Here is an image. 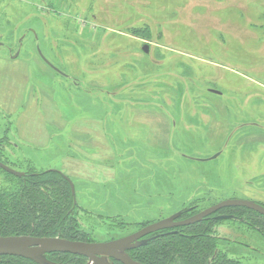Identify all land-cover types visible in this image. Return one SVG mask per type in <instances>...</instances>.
I'll use <instances>...</instances> for the list:
<instances>
[{
    "label": "rangeland",
    "instance_id": "obj_1",
    "mask_svg": "<svg viewBox=\"0 0 264 264\" xmlns=\"http://www.w3.org/2000/svg\"><path fill=\"white\" fill-rule=\"evenodd\" d=\"M0 156L70 178L94 243L264 206V0H0ZM230 214L217 250L264 264V219Z\"/></svg>",
    "mask_w": 264,
    "mask_h": 264
},
{
    "label": "trees",
    "instance_id": "obj_2",
    "mask_svg": "<svg viewBox=\"0 0 264 264\" xmlns=\"http://www.w3.org/2000/svg\"><path fill=\"white\" fill-rule=\"evenodd\" d=\"M0 161L13 168L1 156ZM17 171L23 172L24 176L7 175L19 182L18 189L11 193H0V237L31 236L93 242L79 229L77 215L82 210L74 203L70 185L62 172ZM186 209L189 211L184 215L185 219L201 212L197 205ZM230 211L250 213L264 219L245 208H225L200 223L178 228L174 233L161 232L147 245L130 251L129 255L142 264H231L217 250L220 239L210 235L211 225L221 221L220 217H233L232 213L227 215ZM48 258L60 264H87L85 258L72 255L55 254ZM0 264L36 263L18 257L1 256Z\"/></svg>",
    "mask_w": 264,
    "mask_h": 264
},
{
    "label": "water",
    "instance_id": "obj_3",
    "mask_svg": "<svg viewBox=\"0 0 264 264\" xmlns=\"http://www.w3.org/2000/svg\"><path fill=\"white\" fill-rule=\"evenodd\" d=\"M144 50L147 51V47ZM39 55L47 65L58 71L43 57L40 51ZM214 93L220 94L216 91ZM0 169L15 177L24 176L23 172H19L1 161ZM63 176L68 181L74 203L77 204L75 185L65 174ZM230 207L245 208L264 217V206L257 202L243 199L227 200L205 209L188 219L180 220L189 211V209H183L167 219L140 229L132 235L107 243L69 241L60 238H36L31 236L0 237V257H18L30 260L36 264H60L51 261L48 256L62 254L85 258L87 264H142L133 260L129 252L147 245L151 240L158 237L155 234L200 223L219 211Z\"/></svg>",
    "mask_w": 264,
    "mask_h": 264
},
{
    "label": "crops",
    "instance_id": "obj_4",
    "mask_svg": "<svg viewBox=\"0 0 264 264\" xmlns=\"http://www.w3.org/2000/svg\"><path fill=\"white\" fill-rule=\"evenodd\" d=\"M24 88V91H22V92H25V89L27 88V87H23ZM30 92V91H29ZM28 98L29 97H26L24 100H26V101H30V100H28ZM36 98V97H35ZM39 98H41V97H39ZM39 98H36V102H37V100H40ZM30 99V98H29ZM32 99H34V97H32L31 96V101H33ZM43 100H46V101H48V98L47 97H45V96H43ZM30 104H31V102H29ZM30 106V105H29ZM33 107H34V105H33ZM47 125H48V123L45 121V120H41V127L44 129V130H46L47 131V129H45V128H47Z\"/></svg>",
    "mask_w": 264,
    "mask_h": 264
},
{
    "label": "flooded vegetation",
    "instance_id": "obj_5",
    "mask_svg": "<svg viewBox=\"0 0 264 264\" xmlns=\"http://www.w3.org/2000/svg\"><path fill=\"white\" fill-rule=\"evenodd\" d=\"M187 219H188V218H187ZM180 220H185V219H182V218H181ZM176 230H177V229H173V230L164 231V232H166V233H174V232H176ZM164 232H163V233H164ZM160 234H162V233H158V234H155V235L159 236Z\"/></svg>",
    "mask_w": 264,
    "mask_h": 264
}]
</instances>
